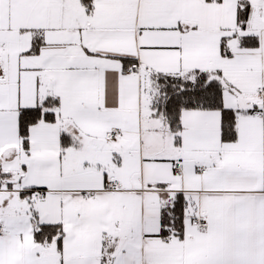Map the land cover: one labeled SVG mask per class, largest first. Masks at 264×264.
I'll return each mask as SVG.
<instances>
[{"label":"snow or ice","instance_id":"snow-or-ice-1","mask_svg":"<svg viewBox=\"0 0 264 264\" xmlns=\"http://www.w3.org/2000/svg\"><path fill=\"white\" fill-rule=\"evenodd\" d=\"M0 264H264V0H0Z\"/></svg>","mask_w":264,"mask_h":264}]
</instances>
